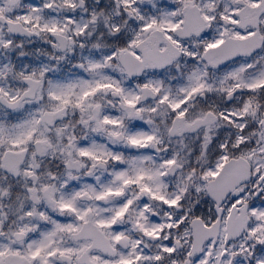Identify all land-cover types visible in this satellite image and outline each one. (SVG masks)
I'll return each instance as SVG.
<instances>
[{
	"label": "snow or ice",
	"instance_id": "1",
	"mask_svg": "<svg viewBox=\"0 0 264 264\" xmlns=\"http://www.w3.org/2000/svg\"><path fill=\"white\" fill-rule=\"evenodd\" d=\"M0 264H264V0H0Z\"/></svg>",
	"mask_w": 264,
	"mask_h": 264
}]
</instances>
